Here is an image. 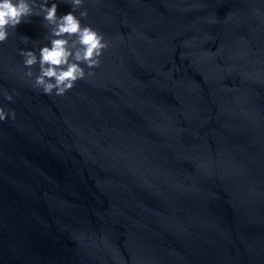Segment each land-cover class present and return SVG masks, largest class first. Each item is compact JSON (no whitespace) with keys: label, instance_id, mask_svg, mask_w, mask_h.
<instances>
[{"label":"water","instance_id":"1","mask_svg":"<svg viewBox=\"0 0 264 264\" xmlns=\"http://www.w3.org/2000/svg\"><path fill=\"white\" fill-rule=\"evenodd\" d=\"M82 7L108 46L63 95L41 17L0 43V264H264V0Z\"/></svg>","mask_w":264,"mask_h":264},{"label":"clouds","instance_id":"2","mask_svg":"<svg viewBox=\"0 0 264 264\" xmlns=\"http://www.w3.org/2000/svg\"><path fill=\"white\" fill-rule=\"evenodd\" d=\"M65 2L70 5V10L58 14L57 0H0V43L6 41L17 25L29 17L42 18L48 32L46 42L38 48L20 47L18 51L24 76L34 88L46 95H63L74 87L76 81L90 76L92 69L99 66L103 50L108 46L103 33L81 20L88 15V9L82 7L85 0ZM21 38L24 43L31 39L26 35H21ZM34 65H38V70L34 71ZM0 91L6 100H13L15 89ZM15 118V109L0 104V121Z\"/></svg>","mask_w":264,"mask_h":264}]
</instances>
